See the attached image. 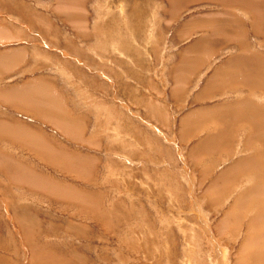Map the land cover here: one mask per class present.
<instances>
[{"label":"rangeland","instance_id":"374dc122","mask_svg":"<svg viewBox=\"0 0 264 264\" xmlns=\"http://www.w3.org/2000/svg\"><path fill=\"white\" fill-rule=\"evenodd\" d=\"M0 264H264V0H0Z\"/></svg>","mask_w":264,"mask_h":264},{"label":"crops","instance_id":"0c3cea01","mask_svg":"<svg viewBox=\"0 0 264 264\" xmlns=\"http://www.w3.org/2000/svg\"><path fill=\"white\" fill-rule=\"evenodd\" d=\"M246 22H247V20H245V22H244V24L246 25ZM238 23H240V22H238ZM244 27V26H243ZM191 43V42H190ZM190 43H188V44H190ZM188 44H186L185 46H187ZM229 44L227 43V44H223V46L222 47H224V46H228ZM234 46H235V48L237 47V45H235V44H233ZM185 46H182V47H180V49H183ZM222 47H220V48H222ZM204 63H202L194 72H193V74L190 76V78L187 80V82H186V89L188 88V87H190V84H192V79H193V77H195V75L198 73V71H199V69L202 67V66H204L203 65ZM214 66V65H213ZM213 66L211 67V68H213ZM206 67H207V65H206ZM212 70V69H211ZM210 70V71H211ZM196 78V77H195ZM191 79V80H190ZM206 80V79H205ZM204 80V81H205ZM204 81H201L200 82V84L199 85H197V87L195 88V90L192 92V94H194L197 90H199L200 89V87L199 86H201L203 83H204ZM196 81H194L193 83H195ZM191 94V95H192ZM198 95L200 96V97H202V99H204V98H209V97H204L203 98V95H204V93L203 94H200V93H198ZM212 97V96H211ZM210 97V98H211ZM214 97V96H213ZM217 97V96H216Z\"/></svg>","mask_w":264,"mask_h":264},{"label":"bare ground","instance_id":"6f19581e","mask_svg":"<svg viewBox=\"0 0 264 264\" xmlns=\"http://www.w3.org/2000/svg\"><path fill=\"white\" fill-rule=\"evenodd\" d=\"M249 54H250V53H249ZM185 60H186V59H185ZM182 62H183V61H182ZM187 64H188V63H187ZM30 83H31V82H30ZM180 83H181V82H180ZM21 88H22V87H21ZM28 90H29V89H28ZM17 94H18V93H17ZM23 94H24V93H23ZM27 95H28V94H27ZM27 95H26V96H27ZM32 95H33V94H32ZM29 96H30V95H29ZM23 97H24V96H23ZM35 97H36V96H35ZM9 98H10V97H9ZM31 98H32V97H31ZM31 98H30V99H31ZM31 101H32V100H31ZM33 101H34V100H33ZM209 117H210V116H209ZM225 132H226V131H225ZM250 136H251V135H250ZM252 143H253V142H252ZM249 145H250V144H249ZM205 148H206V147H205ZM248 151H249V150H248ZM256 228H257V227H256Z\"/></svg>","mask_w":264,"mask_h":264}]
</instances>
